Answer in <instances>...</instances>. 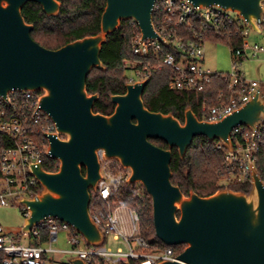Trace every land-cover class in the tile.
<instances>
[{"label": "water", "instance_id": "obj_1", "mask_svg": "<svg viewBox=\"0 0 264 264\" xmlns=\"http://www.w3.org/2000/svg\"><path fill=\"white\" fill-rule=\"evenodd\" d=\"M36 2L46 15H56L59 0H0V95L11 90H41L40 109L65 135L49 134L48 157L58 161L56 171L31 165L41 190L19 201L28 206L21 233L52 216L68 223L87 243L98 245L104 233L89 214L91 190L101 177L97 150L130 169L129 182H139L151 198L155 236L167 246L184 245L175 260L158 264H264V184L252 169L249 193L221 188L200 196H185L171 182L173 147L180 157L196 136L215 139L231 149L230 134L237 126L256 129L264 122V92L259 87L242 106L216 121L199 119L190 107L184 121L172 113L151 111L142 96L147 81L126 83L125 93L111 94V114L93 111L98 93H88L92 68L105 69L100 51L106 36L122 20H133L141 38L158 36L152 11L156 0H105L100 31L49 49L32 36L33 25L21 9ZM195 5H219L236 11L252 30L263 22V0H189ZM160 39V38H159ZM164 141L168 148L152 143ZM71 264H85L78 256ZM126 264H130L127 262Z\"/></svg>", "mask_w": 264, "mask_h": 264}, {"label": "built area", "instance_id": "obj_2", "mask_svg": "<svg viewBox=\"0 0 264 264\" xmlns=\"http://www.w3.org/2000/svg\"><path fill=\"white\" fill-rule=\"evenodd\" d=\"M264 7V0L262 2ZM155 17V20H154ZM152 23L158 36L141 38L140 31L132 40L134 57L124 58L127 83L148 81L153 74L169 69L168 86L174 90H201L211 76L202 65L205 38H229L249 34L251 27L236 11L219 5H195L189 0H156L153 5ZM160 38V39H159ZM264 46L251 43L233 49L230 72L222 73L227 81L225 90L217 96L218 102L202 107L203 120L216 121L242 106L261 88L258 80L247 79L240 69L245 58L257 57ZM262 89V88H261ZM41 90H11L0 95V138L6 143L0 148V205H8L9 199L18 204L24 217L28 206L19 198H31L41 190L39 180L30 172V166L42 164L48 157L49 134L65 135L56 130L51 118L40 109ZM263 123L256 129L235 127L230 139L232 148L221 141L216 145L225 149L222 170L229 177L240 181H252V169L256 167L263 138ZM101 177L95 190H91L89 214L92 221L104 233L101 244H89L68 223L56 217H46L34 225L29 234L33 243L18 240L0 225V264H54L52 255L78 256L85 264H158L175 260L178 253L171 246L153 244L142 235L140 214L128 203L137 190L129 184L130 169L117 159L108 158L97 150ZM51 159V158H50ZM264 184V181H263ZM43 230L46 241L41 242ZM60 230L66 231L67 249H57L52 243L58 240ZM106 234L124 243L126 249L115 250L104 245ZM80 238L84 246H80ZM37 241V242H35ZM60 264H71L68 259Z\"/></svg>", "mask_w": 264, "mask_h": 264}, {"label": "trees", "instance_id": "obj_3", "mask_svg": "<svg viewBox=\"0 0 264 264\" xmlns=\"http://www.w3.org/2000/svg\"><path fill=\"white\" fill-rule=\"evenodd\" d=\"M60 9L56 15H46L36 2H27L21 9L24 20L33 25L32 38L49 49L60 46L85 36L95 35L100 31V16L105 6V0H59ZM155 20V17H154ZM261 22L260 25H262ZM139 32L133 20H122L120 25L106 36L103 42L100 59L105 69L92 68L86 80L88 93H98L99 97L94 102L93 111L101 114H111L114 103L110 100L111 94H121L125 90L126 66L124 58L134 57L132 54V40ZM244 36H231L229 38H216L212 35L205 38L206 41L224 42L233 49L242 48ZM222 72L211 76L210 81L201 90H174L169 88V69H162L151 76L147 81L143 92V102L151 111L164 114L172 113L181 122L184 121V111L190 107L199 119H203L202 107L213 105L218 102V94L225 90L227 81L221 77ZM263 138L256 162L257 171L264 181V122ZM0 138V148L6 141ZM150 141L162 148H168L167 144L160 139ZM217 139L207 140L204 136H196L187 147L183 157L179 156L176 147L171 149L172 160L170 168L172 172L171 182L178 185L185 196L193 190L200 196H207L218 189L229 188L233 191L249 193L251 183L240 181L236 178L228 179L222 170L225 149H217ZM43 167L48 171L58 169V161L47 158ZM221 177L225 181L220 183ZM144 192L138 193L135 198L129 197L128 203L134 205L140 214L141 233L147 239L155 237L157 244L167 246L161 242L154 231L152 217L151 198ZM47 231L43 230L41 242L46 241ZM37 242V241H35ZM180 253L184 245H171ZM3 253L0 252V263Z\"/></svg>", "mask_w": 264, "mask_h": 264}, {"label": "rangeland", "instance_id": "obj_4", "mask_svg": "<svg viewBox=\"0 0 264 264\" xmlns=\"http://www.w3.org/2000/svg\"><path fill=\"white\" fill-rule=\"evenodd\" d=\"M260 26L262 29L261 33L250 30L245 40L264 46V18L263 23ZM232 63L233 60L231 48L228 44L210 40L205 41L202 60V65L205 69H208L210 72L227 73L230 72ZM240 69L247 79L260 81L262 83L261 87L264 92V51L258 54L257 57L243 59L240 64ZM125 74L130 75L131 73L129 71H125ZM233 178V176H228V179ZM225 179V177H221L219 182L222 183L225 181ZM129 185L137 190L138 193L144 192L143 186L139 182H133ZM9 200L10 201L8 205H0V225L10 234L16 235L18 240L25 243H33L34 240L31 235L21 233V228L24 224L25 217L20 211L18 204H16L14 200ZM65 236L66 231L60 230L58 234V240L53 242L52 246L57 249H67L69 246H71V244L67 243ZM148 241L153 244L158 243L155 237L148 238ZM84 245V241L80 238V246ZM104 245L109 246L114 250L119 246L123 249H126L123 242L113 239L109 234H106ZM51 257L56 260L54 264H60L61 262H65L68 259V256L65 255H52Z\"/></svg>", "mask_w": 264, "mask_h": 264}, {"label": "crops", "instance_id": "obj_5", "mask_svg": "<svg viewBox=\"0 0 264 264\" xmlns=\"http://www.w3.org/2000/svg\"><path fill=\"white\" fill-rule=\"evenodd\" d=\"M259 28H260L259 33H261L262 29H261V26H260V25H259ZM245 44H246V46H249V45L251 44V42L245 40ZM261 53H262V52H261ZM259 54H260V53H259ZM261 85H262V83H261ZM261 88H262V87H261ZM262 91H263V89H262Z\"/></svg>", "mask_w": 264, "mask_h": 264}, {"label": "flooded vegetation", "instance_id": "obj_6", "mask_svg": "<svg viewBox=\"0 0 264 264\" xmlns=\"http://www.w3.org/2000/svg\"><path fill=\"white\" fill-rule=\"evenodd\" d=\"M126 83H127V82H126ZM126 83H125V84H126ZM125 90H126V89H125ZM125 90H124V92H123V93H125ZM123 93H121V94H123ZM114 106H115V104H114Z\"/></svg>", "mask_w": 264, "mask_h": 264}]
</instances>
